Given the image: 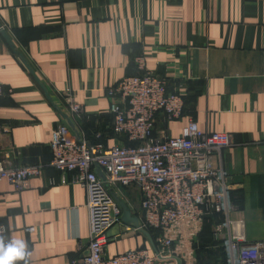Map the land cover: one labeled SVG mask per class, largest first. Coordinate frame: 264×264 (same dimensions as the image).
I'll list each match as a JSON object with an SVG mask.
<instances>
[{"label":"crops","instance_id":"1","mask_svg":"<svg viewBox=\"0 0 264 264\" xmlns=\"http://www.w3.org/2000/svg\"><path fill=\"white\" fill-rule=\"evenodd\" d=\"M0 29L53 99L0 32V142L16 149V164L41 169L23 189L0 180V226L6 239L25 242L28 264H71L87 253L90 239L86 188L72 182L71 173L62 182L51 165L53 130L66 123L62 112L69 114L60 94L72 90L84 108L74 121L82 140L93 142L101 131L108 146L127 143L112 130L107 90L141 74L142 56L147 70L167 77L187 100L185 116L167 123L172 136H180L190 118L205 132L232 135L235 144L222 163L236 205L231 220L240 223L234 233L264 238V0H0ZM120 196L129 208L140 201L138 190ZM186 228L177 244L189 264L199 254L210 259L220 252L212 242L201 253L199 235ZM108 237L109 257L154 251L152 241L122 219Z\"/></svg>","mask_w":264,"mask_h":264},{"label":"built area","instance_id":"2","mask_svg":"<svg viewBox=\"0 0 264 264\" xmlns=\"http://www.w3.org/2000/svg\"><path fill=\"white\" fill-rule=\"evenodd\" d=\"M138 66L141 74L125 77L107 90L112 130L127 143L108 146L101 131L93 142L79 141L64 122L53 130L51 165L62 173V182L71 173V181L82 184L88 193L89 255H78L71 264H189L186 251L177 244L184 240L183 229L198 237L206 218L214 215V247L222 251L223 259L214 255L193 264H264V238L249 241L234 233L240 223L231 220L236 205L230 174L222 163L234 138L226 132H205L193 118L180 136H172L167 123L185 116L187 100L167 77L147 70L144 56L138 58ZM4 95L0 80V99ZM60 95L71 119H82L85 111L75 93ZM0 152V180L23 189L39 175L38 166L16 164L14 147L1 144ZM97 167L119 195L138 190L140 201L130 208L146 230L156 232L153 252L141 248L108 256V232L121 221L123 211ZM6 232L0 226V235Z\"/></svg>","mask_w":264,"mask_h":264},{"label":"water","instance_id":"3","mask_svg":"<svg viewBox=\"0 0 264 264\" xmlns=\"http://www.w3.org/2000/svg\"><path fill=\"white\" fill-rule=\"evenodd\" d=\"M0 32L2 33V35L4 36V38L8 41V43L10 44V46L12 47L13 51L23 60V62L26 64V66L28 67V69L30 70V72L34 75V77L36 78V80L40 83V85L43 87V89L45 90L48 98L50 99V101H53V99L51 98V94L48 91V89L46 88V86L44 85V83L41 81V79L39 78V76L36 74L35 70L33 69V67L31 66V64L27 61V59L25 58V56L22 54V52L18 49V47L16 46V44L14 43V41L11 39V37L8 35V33L6 32L5 29H0ZM63 117L65 118L66 123L69 125V127L71 128V130L75 133L76 138L81 141V133H80V129L77 127V125L74 123V121L71 119V117L65 113L62 112ZM98 176L105 181L106 185L108 186V188L111 190L113 196L115 197V199L117 200V202L119 203V205L122 208V217L121 219L123 221H125L128 224H131L132 226L138 228L141 232H143L154 244V240L153 237L151 236V233L146 230L143 225L141 220L138 217H134L132 215V212L128 206V203L123 199V197H121L117 192H115L113 190V188L111 187V185L108 184L107 179L105 174L102 172V170L97 167L96 169ZM89 253H86V256H88Z\"/></svg>","mask_w":264,"mask_h":264},{"label":"clouds","instance_id":"4","mask_svg":"<svg viewBox=\"0 0 264 264\" xmlns=\"http://www.w3.org/2000/svg\"><path fill=\"white\" fill-rule=\"evenodd\" d=\"M30 255L22 239H6L0 235V264H15L16 261L28 264Z\"/></svg>","mask_w":264,"mask_h":264},{"label":"trees","instance_id":"5","mask_svg":"<svg viewBox=\"0 0 264 264\" xmlns=\"http://www.w3.org/2000/svg\"><path fill=\"white\" fill-rule=\"evenodd\" d=\"M215 215L214 216H208L205 220V223H204V227H203V230L202 232L199 234V241H200V244H201V249H200V252H204L205 248L212 244V242L214 243V240H213V235H212V230L211 229V226H212V223H214V220H215ZM151 233H152V236H155V231L154 230H149ZM212 239V240H210ZM210 240V241H209ZM211 251H207V254L209 255L210 257V253ZM217 257L216 258H222L223 259V256H222V251L217 253ZM215 254V255H216ZM214 255V254H213ZM199 256V259L201 262H204L206 259H205V256H204V253L202 255H198ZM212 258V257H211ZM221 259V260H222Z\"/></svg>","mask_w":264,"mask_h":264}]
</instances>
